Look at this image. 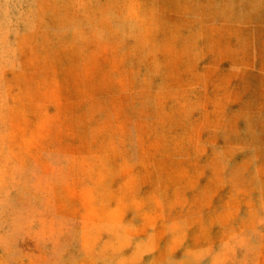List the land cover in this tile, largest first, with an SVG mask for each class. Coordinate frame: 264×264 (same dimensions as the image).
<instances>
[{
    "label": "rangeland",
    "instance_id": "1",
    "mask_svg": "<svg viewBox=\"0 0 264 264\" xmlns=\"http://www.w3.org/2000/svg\"><path fill=\"white\" fill-rule=\"evenodd\" d=\"M0 264H264V0H0Z\"/></svg>",
    "mask_w": 264,
    "mask_h": 264
}]
</instances>
